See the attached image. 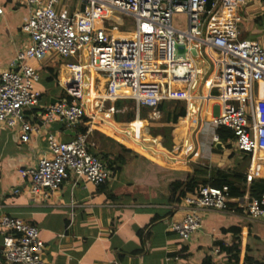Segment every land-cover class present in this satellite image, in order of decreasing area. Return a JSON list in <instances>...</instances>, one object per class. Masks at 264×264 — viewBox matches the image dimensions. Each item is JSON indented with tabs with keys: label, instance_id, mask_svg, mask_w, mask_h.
Segmentation results:
<instances>
[{
	"label": "built area",
	"instance_id": "2783aa9c",
	"mask_svg": "<svg viewBox=\"0 0 264 264\" xmlns=\"http://www.w3.org/2000/svg\"><path fill=\"white\" fill-rule=\"evenodd\" d=\"M24 1L29 14L20 31L29 36V43L16 53L14 68L0 69V127L19 126L23 143L45 132L42 156L18 169L28 177L31 195L47 197L68 178L73 184L83 178L100 185L115 176L89 151L86 131L60 140L50 129L53 122L97 119L88 110L92 100L96 110L118 99L154 113L164 99H184L192 109V95L203 85L220 105L209 123L229 129L232 146L249 154L245 181H251L264 162V41L239 38L238 33L239 11L252 0H213L209 6L205 0H76L77 6L62 0ZM255 1L263 10L264 0ZM110 11L130 16L132 32L107 21ZM175 13L186 15L185 28L172 25ZM261 29L264 32V21ZM48 56L60 59L56 80L63 96L42 103V92L35 87L40 76L31 60L39 63ZM95 75L101 77V87ZM26 111L30 120L23 117ZM111 129L117 127L112 123ZM212 140L219 141L217 132ZM224 200L225 188L201 185L181 199L184 213L169 229L188 239L201 228L200 211L225 210ZM237 207L250 219L264 220V192L257 197L244 192ZM0 234V264H48L35 225L1 215Z\"/></svg>",
	"mask_w": 264,
	"mask_h": 264
},
{
	"label": "crops",
	"instance_id": "0c3cea01",
	"mask_svg": "<svg viewBox=\"0 0 264 264\" xmlns=\"http://www.w3.org/2000/svg\"><path fill=\"white\" fill-rule=\"evenodd\" d=\"M0 5V69L14 68L16 53L29 43V36L20 31L29 6L24 0H0ZM261 9L255 0L240 9L239 38L264 41ZM31 63L40 76L35 87L42 92L41 102L60 99L62 89L56 80L60 59L48 56ZM45 67L55 73L56 81L47 79ZM94 80L100 81L101 77L95 75ZM206 89V85L196 89L192 109L181 99L185 113L169 123L170 148L161 144V136L149 133V120H159L161 111L136 108L127 101H122L119 108L105 101L103 108L96 110L92 100L88 110L98 118L81 121L87 126L88 149L107 162L110 156H118L121 167L115 170L112 180L100 185L83 178L73 184L68 178L47 197L31 195L28 177L18 172L19 168L36 164L42 156L45 132L23 143L19 126H1L0 216L19 217L35 225L48 264H202L207 257L211 264H224L220 247H229L237 236L238 264H243L245 256L253 260L250 264H264V220L250 219L239 208L200 211L201 228L185 240L169 229V223L184 213L181 200L172 196L171 182L189 177L203 179L212 167L239 172L246 178L250 167V160L232 146L230 139H219L222 149L215 146L212 135L216 128L209 120L219 113L220 105L214 96L208 97ZM132 106L134 116L126 121ZM110 107L113 111L107 112ZM114 113H119L121 119L116 120ZM23 117L30 120V112H24ZM112 123L116 131L111 129ZM76 124L64 125L54 131L55 136L70 139L73 136L63 130L75 132ZM254 177L264 178V162L259 163ZM244 183V192L248 193L249 183ZM215 248L219 250L216 254L212 252Z\"/></svg>",
	"mask_w": 264,
	"mask_h": 264
},
{
	"label": "trees",
	"instance_id": "16d2710c",
	"mask_svg": "<svg viewBox=\"0 0 264 264\" xmlns=\"http://www.w3.org/2000/svg\"><path fill=\"white\" fill-rule=\"evenodd\" d=\"M213 0H205L207 6ZM264 17V15H263ZM264 20V18H263ZM241 23V22H240ZM132 32V31H131ZM131 32L125 31V33L129 34ZM45 73L47 75V79L51 81L55 80V73L49 69L44 68ZM122 101L126 100H117L115 101L116 107H121ZM133 102V101H132ZM126 113V121L132 120L134 116L133 106L131 107ZM141 109L144 107H140ZM140 109V110H141ZM157 109L162 112L161 118L159 120H149V133L153 136H161V144L164 147L170 148V138L171 134L170 131L172 126L169 123H175L178 116H183L185 113V103L179 99H164L162 100ZM114 117L116 120H120L119 113H114ZM86 119L84 117L82 120ZM80 120L76 124L75 135L84 133L86 131V125H82ZM216 132L219 136V139L222 142H226L227 140L233 137L232 132L223 127L219 126L216 128ZM89 151L98 155V153L93 152L90 148ZM244 158L249 159V154L244 153ZM107 166L112 170H118L121 165V160L118 161V156L112 157L110 156L109 161H105ZM207 177L198 180L195 177H189L185 181H174L169 184L170 190L172 191V196L176 201L181 200L186 193H192L196 191L201 185H211L218 188H225V207L226 209H235L238 210L237 207V200L244 194L245 191V174L234 172L230 170L221 169L218 167H212L208 169ZM264 192V178L252 177L251 181L249 182L248 186V194L252 197H257L259 194ZM238 232V231H236ZM239 236H237L235 242H233L229 247L221 248L220 250L224 252L225 255V263L224 264H238V252H239ZM253 260L249 259L247 256L244 257L243 264H250ZM202 264H211V260L209 257L204 259ZM260 264V263H259Z\"/></svg>",
	"mask_w": 264,
	"mask_h": 264
},
{
	"label": "rangeland",
	"instance_id": "374dc122",
	"mask_svg": "<svg viewBox=\"0 0 264 264\" xmlns=\"http://www.w3.org/2000/svg\"><path fill=\"white\" fill-rule=\"evenodd\" d=\"M62 2L67 4L68 6H77L76 0H62ZM107 21L118 25L124 32L125 31L131 32L134 28V23H133L132 18L123 13H117L115 11H110L107 16ZM171 22L174 27L183 29L185 28V24H186V15L184 13H175L172 15ZM182 91L183 89L179 90V92H182ZM62 96H63V92H62ZM118 100H126L127 104L134 105V103L129 99H118ZM233 152L237 153L236 150H234ZM245 162L247 161L245 160Z\"/></svg>",
	"mask_w": 264,
	"mask_h": 264
},
{
	"label": "water",
	"instance_id": "95a60500",
	"mask_svg": "<svg viewBox=\"0 0 264 264\" xmlns=\"http://www.w3.org/2000/svg\"><path fill=\"white\" fill-rule=\"evenodd\" d=\"M182 49H183L182 47H179V51H180V52L182 51ZM74 123H75V122H72L71 120H67L66 122H64V121H56V122H53V123L50 125V129H51L52 131H57V130H61L62 127H63L64 125H66V124L69 125V126H72ZM63 132L66 133V134H69V135H71V136H74V135H75V132H74L73 130H71L70 128L64 129ZM215 146H216L217 148H221V149L223 148L222 142H220V141L216 142V143H215ZM143 147L149 149V147H146V146H143Z\"/></svg>",
	"mask_w": 264,
	"mask_h": 264
}]
</instances>
